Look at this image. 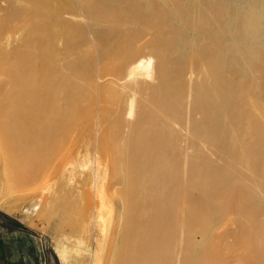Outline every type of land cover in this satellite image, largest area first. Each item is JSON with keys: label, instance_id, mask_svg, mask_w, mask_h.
I'll return each mask as SVG.
<instances>
[{"label": "bare ground", "instance_id": "bare-ground-1", "mask_svg": "<svg viewBox=\"0 0 264 264\" xmlns=\"http://www.w3.org/2000/svg\"><path fill=\"white\" fill-rule=\"evenodd\" d=\"M3 1L0 174L62 184V262L264 264V0Z\"/></svg>", "mask_w": 264, "mask_h": 264}, {"label": "rangeland", "instance_id": "rangeland-1", "mask_svg": "<svg viewBox=\"0 0 264 264\" xmlns=\"http://www.w3.org/2000/svg\"><path fill=\"white\" fill-rule=\"evenodd\" d=\"M20 3L22 4V2ZM5 7L6 3L4 1L0 2V17L6 14ZM3 29L6 30L5 26H0V32L5 33ZM10 33L11 34L8 39L9 46H17L22 42V36L24 35L23 32L20 33L12 31ZM8 43H6V45H8ZM110 159L112 160L113 158ZM107 163V159L99 157L96 168L99 169L101 167L99 169L100 171H102V169L105 170V167L108 169ZM78 174L79 173H77V175L75 174L72 179L79 180L80 176ZM54 180L55 179L49 178L48 176H44V178L39 179L33 184L24 187H15L10 182L6 183L8 181L4 180V176H1L0 174V190H3L2 193H0V197L1 194H3L2 197L5 196L3 198L4 205L2 207L0 206V213L3 214L4 218H11L13 226L15 225L31 232L32 239L39 250H48L54 256L59 258L61 264H65L62 262L59 254L57 253L58 245L56 246V244L59 243L60 245L65 236L76 234L71 232V224H65L66 218L63 217L60 212L55 211L56 202H61L63 200L62 197H59L58 199V194L54 193L52 189H50L52 192L47 194L46 190L43 189L49 185V187L52 186V188L60 187L62 185L58 181ZM3 184L7 186L9 184L10 186L7 187ZM7 188H12L13 191L10 192L11 189L9 191ZM66 188H69V184L66 185ZM5 191L8 192V194L10 192V194L8 195ZM97 197H100V195L98 194ZM79 201V198H77L76 202ZM69 213L74 214L76 217L80 215V211L76 207H72ZM86 262V260L81 261L80 255H77L73 257L70 256L67 264H86Z\"/></svg>", "mask_w": 264, "mask_h": 264}, {"label": "crops", "instance_id": "crops-1", "mask_svg": "<svg viewBox=\"0 0 264 264\" xmlns=\"http://www.w3.org/2000/svg\"><path fill=\"white\" fill-rule=\"evenodd\" d=\"M31 234L0 213V264H61L48 250H39Z\"/></svg>", "mask_w": 264, "mask_h": 264}]
</instances>
